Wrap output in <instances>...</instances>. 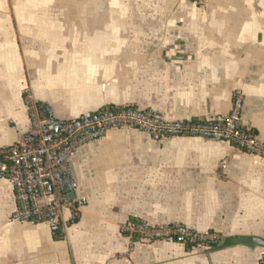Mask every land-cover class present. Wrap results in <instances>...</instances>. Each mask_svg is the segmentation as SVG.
<instances>
[{"label":"crops","instance_id":"0c3cea01","mask_svg":"<svg viewBox=\"0 0 264 264\" xmlns=\"http://www.w3.org/2000/svg\"><path fill=\"white\" fill-rule=\"evenodd\" d=\"M237 90L242 125L264 142V0H0V147L28 129L26 94L59 119L134 106L177 121L225 117ZM69 166L85 205L59 240L45 224L9 221L14 194L0 178V264H259L264 160L226 143L110 129ZM131 219L212 233L217 244L143 243L121 233Z\"/></svg>","mask_w":264,"mask_h":264},{"label":"built area","instance_id":"2783aa9c","mask_svg":"<svg viewBox=\"0 0 264 264\" xmlns=\"http://www.w3.org/2000/svg\"><path fill=\"white\" fill-rule=\"evenodd\" d=\"M25 102L29 126L17 142L0 147V178L10 183L14 194L9 221L42 223L52 235L61 232L66 223L77 222L85 205L75 194L77 184L69 166L72 155L78 148L104 139L110 129H135L154 141L199 138L226 143L264 160V142L242 125L240 90L234 92L225 117L203 120H168L157 111L134 106L105 107L73 119H59L50 107L33 102L27 94ZM121 233L143 243L178 240L193 246L217 244L214 234H198L179 224L150 226L136 219L125 223ZM259 264H264V252Z\"/></svg>","mask_w":264,"mask_h":264},{"label":"rangeland","instance_id":"374dc122","mask_svg":"<svg viewBox=\"0 0 264 264\" xmlns=\"http://www.w3.org/2000/svg\"><path fill=\"white\" fill-rule=\"evenodd\" d=\"M43 1V0H42ZM48 1V0H46ZM53 2H111V3H149V2H161V3H167V2H187V1H193V2H199L202 3L203 0H51Z\"/></svg>","mask_w":264,"mask_h":264},{"label":"trees","instance_id":"16d2710c","mask_svg":"<svg viewBox=\"0 0 264 264\" xmlns=\"http://www.w3.org/2000/svg\"><path fill=\"white\" fill-rule=\"evenodd\" d=\"M210 234H212V233H210ZM53 238L55 239V240H59V239H61L62 238V232H59V233H56V234H54L53 235ZM135 239V238H134ZM178 241V240H177ZM182 243H184L185 244V246L187 247V248H191V247H193V245H190V244H188L187 242H182Z\"/></svg>","mask_w":264,"mask_h":264},{"label":"water","instance_id":"95a60500","mask_svg":"<svg viewBox=\"0 0 264 264\" xmlns=\"http://www.w3.org/2000/svg\"><path fill=\"white\" fill-rule=\"evenodd\" d=\"M70 197L72 198L73 197V194H71Z\"/></svg>","mask_w":264,"mask_h":264}]
</instances>
